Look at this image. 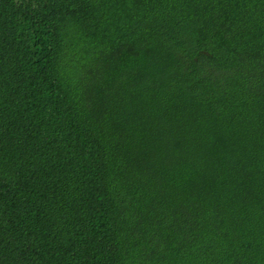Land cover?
<instances>
[{"label": "trees", "instance_id": "16d2710c", "mask_svg": "<svg viewBox=\"0 0 264 264\" xmlns=\"http://www.w3.org/2000/svg\"><path fill=\"white\" fill-rule=\"evenodd\" d=\"M0 264H264V0H0Z\"/></svg>", "mask_w": 264, "mask_h": 264}]
</instances>
